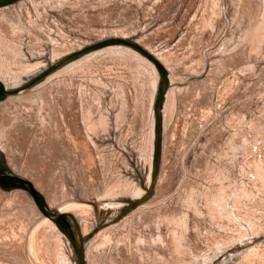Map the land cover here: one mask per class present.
<instances>
[{"label": "rangeland", "instance_id": "obj_1", "mask_svg": "<svg viewBox=\"0 0 264 264\" xmlns=\"http://www.w3.org/2000/svg\"><path fill=\"white\" fill-rule=\"evenodd\" d=\"M0 90V264H264V0H15Z\"/></svg>", "mask_w": 264, "mask_h": 264}, {"label": "water", "instance_id": "obj_2", "mask_svg": "<svg viewBox=\"0 0 264 264\" xmlns=\"http://www.w3.org/2000/svg\"><path fill=\"white\" fill-rule=\"evenodd\" d=\"M15 0H0V6L11 3ZM110 42H117V43H121L124 45H128L132 48H134L136 51H138L139 53H141L142 55H144L146 58L150 59L151 62L155 65V68L157 69L158 73L160 74L161 78L165 81V84H167V75H166V71L164 69V67L161 65V63L155 59L154 57H152L143 47H141L139 44L131 42L129 40H124V39H112L110 40ZM100 45H98V47H100ZM97 47V46H96ZM0 92L2 93V91L0 90ZM156 155L158 154V149H159V135H160V123H159V119L157 118V126H156ZM157 157V156H156ZM139 203V200L134 201L133 203L130 204L129 207H134ZM80 238V247H79V254H78V264H83V247H82V238Z\"/></svg>", "mask_w": 264, "mask_h": 264}]
</instances>
